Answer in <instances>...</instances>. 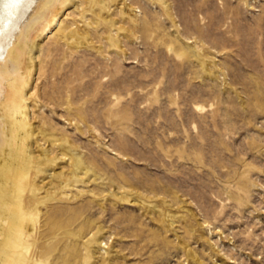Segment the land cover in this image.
<instances>
[{"label": "rangeland", "instance_id": "374dc122", "mask_svg": "<svg viewBox=\"0 0 264 264\" xmlns=\"http://www.w3.org/2000/svg\"><path fill=\"white\" fill-rule=\"evenodd\" d=\"M2 106L29 264H264V0H58Z\"/></svg>", "mask_w": 264, "mask_h": 264}, {"label": "bare ground", "instance_id": "6f19581e", "mask_svg": "<svg viewBox=\"0 0 264 264\" xmlns=\"http://www.w3.org/2000/svg\"><path fill=\"white\" fill-rule=\"evenodd\" d=\"M58 0H0V76L16 71L22 63L24 40L28 30ZM0 111V155L4 148L7 160L0 164V264H29L30 238L36 218L23 214L22 193L31 164L28 137L13 127L15 120L2 106ZM10 118L8 137H4L2 118ZM75 164L81 158L75 157ZM83 171L82 168H80ZM84 174V172H83ZM43 254L31 264H43Z\"/></svg>", "mask_w": 264, "mask_h": 264}]
</instances>
